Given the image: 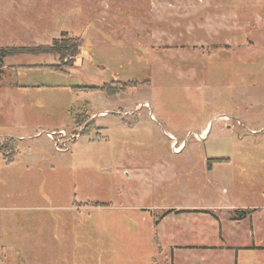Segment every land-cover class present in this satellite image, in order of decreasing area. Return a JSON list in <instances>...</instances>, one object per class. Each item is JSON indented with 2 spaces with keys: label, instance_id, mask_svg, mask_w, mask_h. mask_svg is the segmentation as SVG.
<instances>
[{
  "label": "rangeland",
  "instance_id": "1",
  "mask_svg": "<svg viewBox=\"0 0 264 264\" xmlns=\"http://www.w3.org/2000/svg\"><path fill=\"white\" fill-rule=\"evenodd\" d=\"M62 33L83 38L71 67L4 59L2 264L161 261L170 208H258L264 239V0H0V47ZM113 80L148 83L79 88Z\"/></svg>",
  "mask_w": 264,
  "mask_h": 264
},
{
  "label": "crops",
  "instance_id": "2",
  "mask_svg": "<svg viewBox=\"0 0 264 264\" xmlns=\"http://www.w3.org/2000/svg\"><path fill=\"white\" fill-rule=\"evenodd\" d=\"M170 209L173 211L156 216L160 217L154 224L157 230L150 239L161 261L141 257L133 264H264V239L255 221L258 208L243 207L235 215L228 212L220 216L205 209Z\"/></svg>",
  "mask_w": 264,
  "mask_h": 264
},
{
  "label": "trees",
  "instance_id": "3",
  "mask_svg": "<svg viewBox=\"0 0 264 264\" xmlns=\"http://www.w3.org/2000/svg\"><path fill=\"white\" fill-rule=\"evenodd\" d=\"M82 45H83V38L81 36L79 35L68 36L66 35V33H62V35L59 38H54L51 41L50 45H42L35 42H29L26 45H22V46H12V45L2 46L0 47V77L4 66V59L8 56L52 54L57 56L59 61L63 62L62 66L71 67ZM53 67L55 69L60 68L59 66H53ZM147 83L148 82L146 81L137 82L135 80L127 81V82L113 80L108 83H104L101 86H81L79 88L83 90H102L106 93V95L113 96L119 93L120 91H124L126 88L136 87L138 85H146ZM89 132L90 129L88 126H86V130H84L82 134ZM7 146L3 147L0 150V152L1 151L3 152V149L5 148L3 159L6 162H10L13 159V155L15 153L17 145L12 144L8 147ZM224 160L226 159L212 158V159H208L207 163L209 166L213 161L221 162ZM172 211H173L172 209H169L166 212H164L163 215H166L167 213H170ZM159 218L160 217L154 218V224L158 222Z\"/></svg>",
  "mask_w": 264,
  "mask_h": 264
},
{
  "label": "built area",
  "instance_id": "4",
  "mask_svg": "<svg viewBox=\"0 0 264 264\" xmlns=\"http://www.w3.org/2000/svg\"><path fill=\"white\" fill-rule=\"evenodd\" d=\"M46 135L48 138L52 139L53 136L57 135V137H62L64 135V130H58L57 132L51 131V132H46ZM181 147V144H179L176 148H174V152H176L175 149H179ZM55 149H58L57 147Z\"/></svg>",
  "mask_w": 264,
  "mask_h": 264
},
{
  "label": "bare ground",
  "instance_id": "5",
  "mask_svg": "<svg viewBox=\"0 0 264 264\" xmlns=\"http://www.w3.org/2000/svg\"><path fill=\"white\" fill-rule=\"evenodd\" d=\"M176 148V147H175ZM176 150V149H175Z\"/></svg>",
  "mask_w": 264,
  "mask_h": 264
},
{
  "label": "flooded vegetation",
  "instance_id": "6",
  "mask_svg": "<svg viewBox=\"0 0 264 264\" xmlns=\"http://www.w3.org/2000/svg\"><path fill=\"white\" fill-rule=\"evenodd\" d=\"M67 35V34H66Z\"/></svg>",
  "mask_w": 264,
  "mask_h": 264
}]
</instances>
